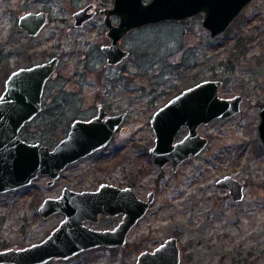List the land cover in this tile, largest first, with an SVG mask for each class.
Masks as SVG:
<instances>
[{
    "label": "rangeland",
    "instance_id": "1",
    "mask_svg": "<svg viewBox=\"0 0 264 264\" xmlns=\"http://www.w3.org/2000/svg\"><path fill=\"white\" fill-rule=\"evenodd\" d=\"M113 1L0 0V94L9 72L63 55L57 76L45 86L44 109L24 126L34 135L25 140L53 148L47 138L57 134L61 140L74 119L97 115L100 103L110 114L126 113L106 147L70 164L53 185L40 175L25 187L0 192V249L40 242L59 225L63 214H39L46 197L59 196L65 186L94 190L107 182L134 186L144 196L156 194L128 244L45 264H136L140 253L170 236L180 242L181 264H264V146L258 128L264 102V0H252L214 37L203 25V13L132 29L120 40L129 56L108 65L101 46L110 39L102 17L77 28L73 15L90 2L100 8L112 7ZM40 10L52 21L30 38L18 19ZM207 79L222 81V97L242 95L240 111L202 126L208 146L177 171L170 164H154L152 116L175 95ZM49 107V117H59L57 130L44 132L41 121ZM187 133L182 129L176 140ZM226 175L244 184L242 200L217 186Z\"/></svg>",
    "mask_w": 264,
    "mask_h": 264
},
{
    "label": "water",
    "instance_id": "2",
    "mask_svg": "<svg viewBox=\"0 0 264 264\" xmlns=\"http://www.w3.org/2000/svg\"><path fill=\"white\" fill-rule=\"evenodd\" d=\"M252 0H114L113 7L102 9L108 24L111 44L104 47L108 63L116 65L130 52L120 46V40L132 29L165 20H184L204 14L203 25L216 36ZM93 5L74 13L76 26L91 19ZM118 17L113 24L111 16ZM19 26L28 35L37 36L48 23L45 11L27 12L19 18ZM58 59L22 67L10 74L0 97V192L25 187L40 175L50 177L53 185L70 165L106 147L126 113L109 114L99 104L97 115L75 119L67 136L53 148L41 142H28L20 134L22 128L40 113L46 81ZM221 80H203L188 87L160 107L151 118L155 144L150 149L154 164H168L177 171L192 156L199 155L209 144L199 127L216 118L227 119L241 109L242 95L221 96ZM259 134L264 146V102L260 103ZM183 127L188 134L176 137ZM217 186L229 191L234 200L244 197V184L233 175L219 178ZM154 191L143 201L132 187L120 188L101 183L95 190L75 191L65 187L59 197H46L39 207L43 218L62 213L65 218L42 241L19 248L0 249V264H45L52 259H67L87 249L106 245L124 246L132 227L148 212ZM124 213L123 222L115 232L89 228L86 221H96L98 215ZM181 248L177 237H169L154 251L140 253L136 264H181Z\"/></svg>",
    "mask_w": 264,
    "mask_h": 264
},
{
    "label": "flooded vegetation",
    "instance_id": "3",
    "mask_svg": "<svg viewBox=\"0 0 264 264\" xmlns=\"http://www.w3.org/2000/svg\"><path fill=\"white\" fill-rule=\"evenodd\" d=\"M113 3H114V1H113ZM93 5L92 7H91V9L89 10V12H95V14H94V16L91 18V19H89V20H87V21H85L82 25H80V26H76V24H75V17H74V25L77 27V28H80V27H84V26H86L88 23H90L93 19H95L96 17H102V20H103V23H104V25H105V27H106V30H107V37L110 39V43H107V44H105V45H103V46H101V50H102V52H103V54H104V58H105V61L107 62V64L108 65H112V64H109L108 63V57H107V54L105 53V51H104V47L105 46H107V45H110L111 44V38L108 36V30H109V27H108V24H107V22L105 21V15L106 14H102L101 13V10L102 9H107V8H111V7H98L97 6V4H95V3H93V2H90V3H88V4H86L85 6H83L82 8H80V9H83V8H85V7H87L88 5ZM113 7V6H112ZM79 9V10H80ZM40 11H45V10H40ZM40 11H33V12H40ZM28 12H32V11H28ZM47 14H48V23L42 28V30L48 25V24H50L51 23V16H50V14L47 12V11H45ZM27 13V12H26ZM25 14V13H24ZM22 16V15H21ZM20 16V17H21ZM74 16V15H73ZM19 17V18H20ZM117 16L116 15H112L111 16V21H112V23L113 24H117L116 22H115V18H116ZM18 21H19V19H18ZM18 26H19V23H18ZM19 28L24 32V33H26L27 35H28V33L26 32V30L25 29H22L20 26H19ZM42 30L40 31V33L42 32ZM39 33V34H40ZM38 34V35H39ZM38 35L37 36H30V35H28L30 38H36V37H38ZM120 43V42H119ZM60 55V56H59ZM53 58H57L58 59V62H57V65H56V67H55V69H54V71L52 72V74L50 75V77L48 78V80L46 81V82H49V80L51 79V78H53L55 75L57 76V74H58V71H57V69H58V65L60 64V62H61V60L63 59V55L62 54H58V55H54V56H52L51 58H49V59H47V60H45V61H42V62H40V63H32V64H29V65H27V66H22V67H26V68H28V67H31V66H34V65H36V64H41V63H44V62H47V61H50V60H52ZM0 59H1V61H2V63L4 62V59H3V55H1L0 56ZM5 66V65H4ZM22 67H18L17 69H14L12 72H14V71H16V70H18V69H20V68H22ZM12 72H9V74H8V77L10 76V74L12 73ZM8 77L6 78V79H4L2 82H5V87H4V90H3V92L5 91V88H6V81H7V79H8ZM47 84V83H46ZM46 86V85H45ZM3 92L0 94V97L2 96V94H3ZM101 104V103H100ZM42 106H43V108H42V110L44 109V104L42 103ZM103 106V105H102ZM104 107V106H103ZM98 109H99V104H98ZM104 109L110 114V112L104 107ZM41 110V111H42ZM40 111V112H41ZM32 122V121H31ZM208 125V124H207ZM202 126H204V125H202ZM202 126H200L199 127V131H200V128L202 127ZM71 128V127H70ZM184 128H186L187 130H188V128L187 127H183L182 129H184ZM181 129V130H182ZM180 130V131H181ZM22 131V130H21ZM69 131H70V129H69ZM69 131H68V133H69ZM68 133L66 134V136L68 135ZM180 133V132H179ZM178 133V134H179ZM20 134H21V132H20ZM188 134V133H187ZM186 134V135H187ZM202 134V133H201ZM185 135V136H186ZM203 135V134H202ZM22 136V135H21ZM184 136V137H185ZM203 136H205V135H203ZM205 137H207V136H205ZM23 138V137H22ZM64 138V137H63ZM208 138V137H207ZM24 139V138H23ZM25 140V139H24ZM182 140V139H181ZM181 140H179V141H181ZM27 141V140H26ZM177 141V140H176ZM29 142V141H28ZM38 142H40V141H38ZM34 143V142H33ZM104 183H107V182H104ZM111 184V183H110ZM113 185H115V184H113ZM115 186H117V187H120V188H127V187H132L134 190H135V193H136V195L139 197V199H141V200H143V201H146V200H148V197H149V194L151 193V192H153V191H150V192H148V194L146 195V196H144L143 194H140L138 191H136V189H135V187L134 186H130V185H128V186H125V187H121V186H118V185H115ZM66 187V186H65ZM64 187V188H65ZM64 188H63V190H62V192H61V194L60 195H62L63 194V191H64ZM98 188V187H97ZM96 188V189H97ZM84 190H88V189H84ZM93 190V189H92ZM95 190V189H94ZM76 191V190H75ZM81 191H83V190H81ZM59 195V196H60ZM59 196H56V197H59ZM155 198H156V194L154 193V200H153V202L151 203V206H150V208L148 209V212L151 210V208H152V206H153V204H154V201H155ZM148 212L135 224V226L134 227H132L131 228V230L129 231V233H128V235H127V240H126V243H125V245L124 246H106V245H100V246H96V247H93V248H90V249H87V250H85V251H82V252H86V251H91V250H97V249H102V248H111V249H117V248H120V247H125L127 244H128V242H129V238H130V236H131V234H132V232L139 226V224H140V222L143 220V218H145L146 217V215L148 214ZM62 214V213H61ZM63 216H64V218H65V215L63 214ZM123 216H124V213H119V214H115V215H108V216H106V215H104V214H100V215H98V218H97V220L96 221H86V225L89 227V228H91V229H93V230H96V231H101V232H107V231H110L111 233H113V232H115V230H116V228L118 227V226H120V224L123 222ZM63 218V219H64ZM113 231V232H112ZM171 237V236H170ZM166 240V239H165ZM165 240L163 241V242H165ZM162 242V243H163ZM178 242H179V240H178ZM162 243H160V244H162ZM159 244V245H160ZM158 245V246H159ZM157 246V247H158ZM179 246H180V242H179ZM157 247H155L153 250H150V251H154ZM180 248H181V246H180ZM144 251H146V250H144ZM81 252V253H82ZM181 252H182V249H181ZM52 260H55V259H52Z\"/></svg>",
    "mask_w": 264,
    "mask_h": 264
},
{
    "label": "trees",
    "instance_id": "4",
    "mask_svg": "<svg viewBox=\"0 0 264 264\" xmlns=\"http://www.w3.org/2000/svg\"><path fill=\"white\" fill-rule=\"evenodd\" d=\"M239 43V42H238ZM239 46H237L236 48H238ZM51 111L52 110H50V107L47 109V111H44L43 112V117H42V121L41 122H44V126H46L45 127V129H44V132H46V129H48V130H50V129H54V130H57L56 129V124H58V119H59V117H57L58 115H53L51 118L49 117V114L51 113ZM52 119V120H51ZM75 120V119H74ZM73 120V121H74ZM72 121V122H73ZM72 124V123H71ZM30 125H26V127L28 128ZM26 127H24L23 129H22V131H21V134H22V137L25 139L26 137H32V136H34L33 134H30L27 130H26ZM26 136V137H25ZM55 137H52L51 139L50 138H47L46 140H47V142L48 143H50V145L52 146V145H54L55 146V144L56 143H58V141L60 140H57V137H58V135L57 134H55L54 135ZM46 142V143H47Z\"/></svg>",
    "mask_w": 264,
    "mask_h": 264
}]
</instances>
